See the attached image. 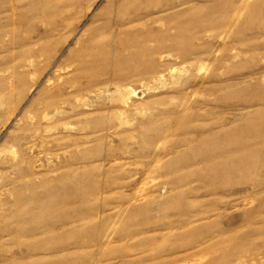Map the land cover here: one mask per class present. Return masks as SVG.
Returning <instances> with one entry per match:
<instances>
[{
    "label": "rangeland",
    "instance_id": "obj_1",
    "mask_svg": "<svg viewBox=\"0 0 264 264\" xmlns=\"http://www.w3.org/2000/svg\"><path fill=\"white\" fill-rule=\"evenodd\" d=\"M202 254L264 262V0H0V264Z\"/></svg>",
    "mask_w": 264,
    "mask_h": 264
},
{
    "label": "bare ground",
    "instance_id": "obj_2",
    "mask_svg": "<svg viewBox=\"0 0 264 264\" xmlns=\"http://www.w3.org/2000/svg\"><path fill=\"white\" fill-rule=\"evenodd\" d=\"M250 231H253V230H250ZM241 253L243 252L241 251ZM234 263L235 264H264L263 261H259V262L255 261L254 257L252 259H245L244 256L237 258V259L235 258ZM191 264H207V255L206 254H202L201 256L193 255V257L191 258Z\"/></svg>",
    "mask_w": 264,
    "mask_h": 264
}]
</instances>
